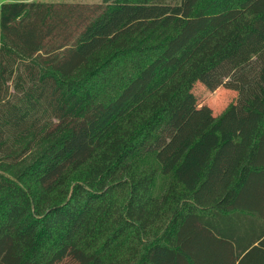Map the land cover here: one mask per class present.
Segmentation results:
<instances>
[{
  "label": "trees",
  "instance_id": "1",
  "mask_svg": "<svg viewBox=\"0 0 264 264\" xmlns=\"http://www.w3.org/2000/svg\"><path fill=\"white\" fill-rule=\"evenodd\" d=\"M0 264H264V0L2 2Z\"/></svg>",
  "mask_w": 264,
  "mask_h": 264
},
{
  "label": "rangeland",
  "instance_id": "2",
  "mask_svg": "<svg viewBox=\"0 0 264 264\" xmlns=\"http://www.w3.org/2000/svg\"><path fill=\"white\" fill-rule=\"evenodd\" d=\"M5 1L0 0V4ZM45 1H73L93 3L101 0H45ZM236 90L220 86L209 90L202 82L196 81L185 100L181 103L173 116L176 126L173 137L163 150H160L162 171L156 178L158 188H163L168 180L167 170L201 129L211 121L221 110L236 98Z\"/></svg>",
  "mask_w": 264,
  "mask_h": 264
}]
</instances>
